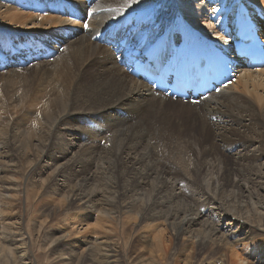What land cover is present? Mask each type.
I'll return each mask as SVG.
<instances>
[{
	"label": "bare ground",
	"instance_id": "obj_1",
	"mask_svg": "<svg viewBox=\"0 0 264 264\" xmlns=\"http://www.w3.org/2000/svg\"><path fill=\"white\" fill-rule=\"evenodd\" d=\"M27 1H23L22 5H26L30 13H23L15 8L0 7V26L6 27L13 34L20 31L32 33L49 29L53 34L40 39L49 37L55 42L52 45L43 44L42 41L41 44L39 42L33 44L34 51L29 57L20 60L23 65L28 62L36 64L38 62L36 60L46 63L41 61L42 55L47 52L49 55L54 53L61 57L59 59H62L63 68H49L44 64H39L35 68L37 72V69L42 68L43 71L39 73L45 75V80L55 86L52 91L50 90L51 95L48 92L45 97L41 118L35 121L36 128L34 131H28V136H24V140L17 139L20 136L19 131L17 132L18 125L14 126L13 122L12 125L8 122L4 127L2 132L6 136H0V150H2L0 158L4 160L7 158L8 161L13 157L16 158L23 143H26L29 149L32 148L37 154L39 153L38 157L47 158L53 161L54 165L58 161H63L62 165L55 168L62 178V183L54 184L53 187H60L57 188L60 190L68 186L67 181H75L63 200L67 202V206L81 210L79 214L75 213L76 215L70 216L65 221L73 234L85 230L83 228L91 211L98 210V221L110 222L114 219L110 217L112 214H119L120 217V214L123 215L122 212L126 210V214H129L126 215V226H129L131 219L152 221L151 228L147 227V232H150L152 238V250L155 251L157 264H162V259H167L170 246L167 242L171 240L173 243L176 242L175 250L171 254L172 264H193L196 257L200 258L203 264H235L237 262L235 258L238 259L239 264L240 262L243 264L242 256L240 258L233 249L235 243L231 244L229 239L236 237L243 230L251 233L254 231L252 228L256 226L244 217L242 209L235 206V211L232 212L233 209H226V204L229 197H231L230 203L232 199L242 202L244 198H252L264 190V163L257 164L261 162L260 160H264V67L250 70L247 68V63L240 60L242 66L236 68L235 80L226 85L230 91L219 89L202 98L204 101L199 106L194 104H197L201 98L198 102L187 103L189 108L196 111L198 117H206L208 121L204 119L206 125L213 127V138L209 146L202 148L199 157L185 160L184 155L179 156L175 162L176 167H172L166 159L159 158L160 154L157 155L156 151L161 150L160 145L156 143L159 141H155L156 139L149 134V127L147 128L140 111L154 101H172L171 104L180 101L153 92L141 79L135 80L129 70L134 57H143L146 53L145 47L150 46L152 42L161 44L158 38L167 33L173 36L170 30L174 27L178 28L180 24L185 35L177 45L170 46L171 56H174L175 48H180L182 43L191 44L192 50L195 51L208 45L212 39L228 42L230 35L236 33L234 19L230 16V5L235 0H199L198 3L191 0H105V7H111V12L91 18L89 30L85 34L76 28L73 32L57 29L70 17L77 19L75 22L77 27H85V18L80 16L85 13V6L81 5L84 9L83 13L77 11L81 9H77L75 0H29L30 3ZM70 1H73L74 8ZM91 1L86 0L85 5L90 6ZM124 1L126 2L124 13L129 14L126 18L127 26L125 25L119 42V35L106 39L102 37L98 42L100 32L119 14L115 7L121 8ZM237 1L244 5L252 23L264 37V0ZM206 2L213 8L204 21L198 15L204 9ZM30 6L35 7V10L32 11ZM69 8H72V13ZM101 8L104 7L98 9ZM255 15H261V18H255ZM180 19L185 21L179 23ZM189 19L192 21L190 22ZM0 44H2L0 52L3 50L12 54L16 52L11 44L3 41H0ZM57 47L63 48L65 55L60 54ZM109 47L115 48L114 53L119 54L116 55L117 60L111 58L112 51ZM43 48L48 50L42 52ZM144 61V58L141 59V62ZM230 88H233L234 92ZM235 91L241 92L248 101L238 102L234 99ZM126 104H129L128 111L120 114L119 109ZM189 108L185 109L189 111ZM71 115H75V118L82 116L85 122L90 118L93 119L96 122L95 129L91 128L83 135L81 129L70 128L67 117ZM163 120L164 118L160 127H163ZM40 124L42 128L39 131L37 127ZM205 128L206 126L202 124V130L199 129L200 134ZM63 135L70 137L71 141L68 142L64 137L63 142L61 139ZM252 135L262 143H256ZM184 136L190 137L188 134ZM191 136L196 139L197 135L192 133ZM183 141L186 142L185 138ZM101 142L105 147H100ZM64 143L70 147L69 151L65 150ZM216 145L218 148L215 147ZM238 146L237 151L235 147ZM71 148H75L73 153ZM219 148H222L224 156L218 153ZM170 158H173L172 155ZM192 158L195 160L193 161ZM1 159L0 172H7L9 168H4ZM104 176H107L110 184H102L106 179H103ZM149 178H153L155 183L152 190L147 192L146 185L149 184ZM103 185L105 189L107 187L112 189L113 196L101 195L99 202L103 208L96 209L95 207L99 206L98 200L95 199L98 192L93 191L92 187ZM11 189L10 186H3V190L0 189V203L3 201L4 205H8L6 207L8 209L15 205L12 196L8 193ZM186 189H189L190 193ZM246 193L248 197L245 196ZM134 195L148 196L141 209L132 203ZM211 209L225 213V219L228 221L225 223L226 226L235 220L236 230L231 228L226 235H223L218 225L207 224L203 218ZM123 216L120 217L121 220ZM160 220H163V225L158 224ZM258 223H262L260 226L263 230L257 228L255 232L258 230L264 232V216L258 220ZM239 225L240 229L237 230ZM195 226H200L202 229L200 234L195 235L200 239L197 244L187 237L191 233L194 234ZM9 227L8 224L0 226L2 234L0 238L8 243L3 246L0 244V256L4 257L5 264H17L18 260L23 261L26 254L20 250L21 252H18L20 254L15 259L17 250L13 244L17 235H14ZM129 227L132 231L133 226ZM168 228L171 229L173 236L170 233L168 234L170 236L165 235L168 233L165 232ZM100 243H96L97 257L89 259L84 264H114L118 261L115 249L103 245V242ZM170 244L172 245L171 242ZM263 244L264 242L261 243ZM205 259L211 261L205 262Z\"/></svg>",
	"mask_w": 264,
	"mask_h": 264
},
{
	"label": "rangeland",
	"instance_id": "obj_2",
	"mask_svg": "<svg viewBox=\"0 0 264 264\" xmlns=\"http://www.w3.org/2000/svg\"><path fill=\"white\" fill-rule=\"evenodd\" d=\"M23 1L25 0H0V7L15 8L20 12L30 13L27 6L22 5ZM85 1L86 0H75L74 4L76 5L77 9H81L77 11H81L83 13L84 9L86 10L85 13L80 16H83L85 18L84 24L87 25V27H77L75 23L77 19L74 20L70 17L68 21L57 27V29H63L73 32L75 31L74 28H76L78 31L82 30V33L85 34L89 30V22L91 18L101 13L111 12L112 10L111 7H105V0H92L91 3H89L90 6L85 5ZM191 1H196V3L199 2V0ZM27 2L30 3L29 0ZM72 2L73 1H70V4L74 8ZM81 5L85 6L84 9L81 7ZM30 7L32 11L35 10V7ZM100 7L104 8L98 9ZM125 8L126 2L124 3V5H122L121 8L115 7V9L119 11V14H117L111 21H109L108 26L102 32H100V35L97 38L98 42L101 41L102 37H105L106 39L115 37L116 35H119V42L122 36V31L125 25L127 26L126 18L129 13H124ZM212 8L213 7H211V4L208 5L206 2L204 9L200 11L198 17L204 20V18H207L210 15V10ZM70 9L72 10V8ZM39 16L44 15L39 14ZM189 21L191 22L192 19H189ZM5 28L6 27L0 26V41L6 42V44H11L12 48L16 52L14 54H12L11 52L8 53L5 50L0 52V136H6L2 131H4V127L8 124V122L11 123V125L14 123V126H19L17 132L19 131L18 133L20 134V136L17 139H19V141H22L24 140L23 138H25L24 136H28V131H34V129L36 128L35 121L41 118V113L44 110L46 99L45 97L47 96L48 92L51 95V89L55 86L49 81L45 80V75L39 73L43 71L42 68L37 69L38 72L35 68L38 67L39 64H44L49 68L55 67L58 69H62L63 63L62 59H59L61 58L59 55H55L53 53V55L50 54V56L47 52L43 54L41 58V61H44L46 63H40V60H36V62L38 61L36 63L37 65L32 64V62H28L23 65L20 59L29 57V55L34 51L33 44H38V42L39 44H41L40 41H42L43 44L52 45L55 42H52L49 37H46L43 40L40 39L41 37H45L53 33L49 29H47L45 31L39 30L32 33H29L27 31H20V33L13 34L10 30ZM0 45L2 46V44ZM58 47L57 50L59 49L60 54L62 53L65 55V52H63V48ZM102 47L105 48L106 46ZM109 49L112 51L111 58L114 57L115 60H117V56L119 54L114 53L115 48L109 47ZM45 50L46 49L43 48L42 52ZM54 50L55 49H53V51ZM33 63H35V61ZM96 70H98L97 67ZM230 89L234 92L233 88ZM222 90L227 91L229 90V88L226 86L220 89V91ZM235 92L236 93H234L233 97L238 102L248 101V99L245 98V96L241 92ZM162 101L163 102L154 101V103H150L147 108L141 109L140 113L147 123V128L149 127V134H151L153 138L156 139L155 141H159L156 143L160 145V149L162 150L166 148L162 150V152L160 149H157L158 151L160 150L159 152L156 151L157 155L159 156L160 154L161 157L159 156V158L166 159L170 162L169 164L172 167H176L175 162H177L179 156L184 155L183 157L185 158V160H189L191 159V157L200 156L199 153L201 152L202 148L209 146L212 142L213 127L211 125H206L204 121V119L207 121L206 117H198V115L195 114L196 111L189 108L187 103L180 101L179 103L174 102V104H171L170 102L172 101ZM203 101V99H200V101L194 105L199 106ZM128 108L129 104L121 107L119 109L120 114L128 111ZM185 108H189V111ZM162 118H164V122L162 123L163 127H160ZM67 120L70 121L68 125L70 128L81 129L83 131V135L87 133V130L89 131V129L91 128L95 129L96 125V122L91 118L89 120H86V122L83 121L82 116L75 118V115H71L67 117ZM202 124L206 126V128L203 130L202 134H200L199 129L202 130ZM41 128L42 125L40 124L38 125L37 130L40 131ZM60 131L61 133H63L62 130ZM22 133H25V135ZM185 133L190 135V137H185ZM192 133H196V135L198 136H196L197 140L191 136ZM64 137L67 138L69 142L70 137L63 135L61 136L62 141ZM184 138L187 143L183 141L184 143H186L183 146L184 143L182 142V140ZM252 138L256 143H262L260 139L255 138V135H252ZM161 140L163 143L161 142ZM169 141L172 142L169 143ZM30 144L32 147V142ZM161 145H163L164 148L163 146L161 148ZM171 145L172 147H170ZM100 147H105V144H102L101 142ZM215 147L218 148L217 145ZM21 148L17 153L18 156L16 155V158L13 157V159L10 161H8L9 159L7 160V158L5 160L0 158L2 160V164H4V168H9L7 169V172H0V189L3 190V186H10V188L12 187L11 190H8V193L12 196L15 204L14 207H10L8 209L6 208L8 205H4L3 201L2 203H0V226L8 224L9 227L10 225L9 228H11V232H13L14 235H17L14 238L16 242H14L13 244V247H16L15 250H17L15 259H17L18 254H20L18 253L20 250H22L26 254L22 259L23 261L20 262V260H18L17 264H84L88 262L89 259H92L95 256L97 257L96 253H98V251L96 243L100 242H103V245L105 244L106 246H110L115 249V253L118 254V261L114 264H157V258L156 256H154L155 251L152 250V238L150 237V232H147L148 228H151L150 226L152 225V223L150 225V222L152 221H150L149 219L139 221L135 216L137 220L132 221L131 219L129 222V226H133V230L131 231L130 227L126 226V215H129L126 214V210L122 212L123 215L125 214L124 216L120 214V217L123 216V220H121L119 214H112V216L110 217L114 219H111L110 222L98 221V210L91 211L90 214L86 212V214H88V217L86 219V227L84 226L83 228L85 230L80 231V233L78 234L71 233L65 221H67L70 216L72 217V215L79 214L81 210H78V208L76 207L67 206V202L63 200H65L64 197L68 194L75 181H67L66 185L68 186L63 187L60 190L57 189L60 187H53L54 184L59 185L62 183V178L59 177L57 169L55 168H58L60 164L62 165L63 161H58L54 165L53 161L47 158L42 159L38 157L39 153L37 154V151L32 148L29 149L30 147L27 146L26 143H23V147ZM69 148L70 147L65 144V150L69 151ZM81 148L86 147L81 146ZM238 148L239 146L235 147L237 151ZM71 149L70 150L72 152L75 148ZM219 149L220 150L218 151V153L223 155L222 148ZM252 149H254V147H252ZM186 150L190 151H188L187 153ZM0 151L2 152V150ZM214 151L216 152V149ZM170 152H172V154ZM171 155L173 157L172 159L170 158ZM227 157L230 158V156L228 155ZM194 160L195 159H193V161ZM260 161L261 162H257V164L264 163L263 159ZM220 165L222 166V164ZM103 179H105V181H102V184H110V180L108 181L107 176H104ZM148 183L149 184L146 185V190L147 192H150L155 181L153 180V178H149ZM179 188L181 187L179 186ZM92 190L98 192V195H96L95 199L98 200L97 203L99 206L95 207L96 209L103 208L100 205L101 203L99 202V200L101 199V195L109 196L111 194V196H113V193L111 191L112 189H109L108 187L105 189V185H103L102 187L94 186L92 187ZM186 190H188V193H190L189 189ZM257 194L258 195L255 194L252 198H244L242 201L243 203L241 202V200L237 199L236 201L232 199V202L230 203L231 197L227 198V210L231 208L233 209L231 211L234 212L236 207L242 209V211L244 212H242L244 214V217H247L249 221H252L251 223L256 226L252 228L254 231H252L251 233H247L246 230H243L242 232H239L236 237L229 239V241H231V244L233 243L234 245L235 243L233 249L240 255V258L242 256L241 259L244 260L243 264H264V244L261 245V243L264 242V232H260L259 230L255 232L257 228L263 230V227L260 226L262 225V223H258V220H260V218L264 216V190H261ZM245 196L248 197V194L246 193ZM147 200L148 196L134 195L132 203L135 204L138 209H141V207ZM260 204L262 205V207ZM203 219L207 224L212 223L218 225L219 231L221 234L223 233V235H226L231 230V228L236 230L235 220L229 222V226L225 225V223H227L228 221H226L225 213H223L222 211L211 209L210 213H208V215H205ZM162 221L163 220L158 221V224L163 225ZM193 229L195 231L193 234L194 236L191 233L190 236L187 235V237L194 244H197L199 242L198 240L200 239L198 237H195V235L200 234V231L202 229L200 228V226H195L193 227ZM233 229L232 231H234ZM239 229L240 225L238 226L237 230ZM165 232H168L165 234L167 236H170L172 234L170 228H168V230H166ZM169 233L170 235H168ZM1 236L2 234L0 233V237ZM170 242L172 243V245L170 244ZM170 242H167L170 246L166 243L169 246V250L167 253V259H162V264H172L171 254L175 250L174 244L176 242L173 243V240H171ZM0 244L3 246L4 244L8 243L6 242V240L0 238ZM24 249L26 251H24ZM3 259L4 257L0 256V264H5L3 263ZM199 259L200 258L196 257V259L193 261V264L202 263L201 259ZM204 261L210 262L211 260L205 259ZM235 261V264H239L237 258H235ZM240 264L242 263L240 262Z\"/></svg>",
	"mask_w": 264,
	"mask_h": 264
},
{
	"label": "snow or ice",
	"instance_id": "obj_3",
	"mask_svg": "<svg viewBox=\"0 0 264 264\" xmlns=\"http://www.w3.org/2000/svg\"><path fill=\"white\" fill-rule=\"evenodd\" d=\"M85 27H87V25H85Z\"/></svg>",
	"mask_w": 264,
	"mask_h": 264
}]
</instances>
